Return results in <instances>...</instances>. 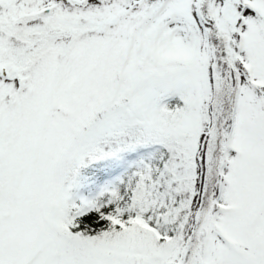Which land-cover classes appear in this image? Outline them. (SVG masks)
I'll return each mask as SVG.
<instances>
[{
  "label": "snow or ice",
  "instance_id": "6c2138e0",
  "mask_svg": "<svg viewBox=\"0 0 264 264\" xmlns=\"http://www.w3.org/2000/svg\"><path fill=\"white\" fill-rule=\"evenodd\" d=\"M0 264H264V0H0Z\"/></svg>",
  "mask_w": 264,
  "mask_h": 264
}]
</instances>
